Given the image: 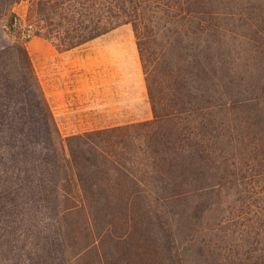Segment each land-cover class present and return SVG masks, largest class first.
Instances as JSON below:
<instances>
[{
  "label": "trees",
  "instance_id": "1",
  "mask_svg": "<svg viewBox=\"0 0 264 264\" xmlns=\"http://www.w3.org/2000/svg\"><path fill=\"white\" fill-rule=\"evenodd\" d=\"M30 1L61 50L132 24L153 118L64 136L1 46L0 264H264V0Z\"/></svg>",
  "mask_w": 264,
  "mask_h": 264
},
{
  "label": "crops",
  "instance_id": "2",
  "mask_svg": "<svg viewBox=\"0 0 264 264\" xmlns=\"http://www.w3.org/2000/svg\"><path fill=\"white\" fill-rule=\"evenodd\" d=\"M8 40L0 16V47ZM26 44L64 136L151 118L134 35L108 32L68 50L39 34Z\"/></svg>",
  "mask_w": 264,
  "mask_h": 264
},
{
  "label": "rangeland",
  "instance_id": "3",
  "mask_svg": "<svg viewBox=\"0 0 264 264\" xmlns=\"http://www.w3.org/2000/svg\"><path fill=\"white\" fill-rule=\"evenodd\" d=\"M32 7H33L32 6V1H30V0H25V1H22L20 3L15 4V6L12 9L13 15L9 14L6 17H4L5 24L8 23L9 19H13L15 21V24L18 27V29H22L28 21H34L37 24V26H41V24H44V22H40L38 20L37 13H36L35 10H33ZM226 10L228 11L229 8H227ZM233 21H234L233 18H231L229 20V18H225L224 19V17H222V18H219L218 22H221V23L225 24V26L227 28H235L234 24L232 23ZM7 31L9 33L8 42H11L12 40L24 41L22 39V36H21L22 33H21V35H19L18 30H16L14 33L11 30H7ZM110 32L117 33V34L134 35V37L137 39V36L135 34L133 25L130 24V23L123 24V25L115 28L114 30H112ZM233 33H235V32H233ZM150 117L153 118L152 111L150 113ZM231 208L234 209L236 212H240V207L238 205L234 204V203H232L230 205V210H232ZM254 208H255V206H252V209H254ZM231 213H233V211ZM226 215L229 216L230 213L227 212ZM240 221L241 222H245V219L242 218V219H240ZM205 226L209 227V220L206 222Z\"/></svg>",
  "mask_w": 264,
  "mask_h": 264
},
{
  "label": "built area",
  "instance_id": "4",
  "mask_svg": "<svg viewBox=\"0 0 264 264\" xmlns=\"http://www.w3.org/2000/svg\"><path fill=\"white\" fill-rule=\"evenodd\" d=\"M38 26L34 21H28L22 28V39L24 41L30 40L37 34Z\"/></svg>",
  "mask_w": 264,
  "mask_h": 264
}]
</instances>
